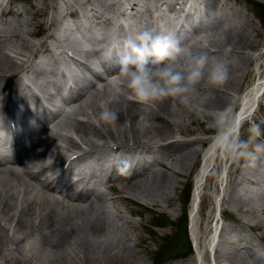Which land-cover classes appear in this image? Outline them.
Here are the masks:
<instances>
[{
  "label": "bare ground",
  "instance_id": "obj_1",
  "mask_svg": "<svg viewBox=\"0 0 264 264\" xmlns=\"http://www.w3.org/2000/svg\"><path fill=\"white\" fill-rule=\"evenodd\" d=\"M182 6L198 22L179 42L190 41L188 48L193 52L224 55L228 79L216 87L202 82L189 106L166 100L146 109L126 98L119 67L105 71L99 52L106 57L117 54L125 37L138 30L165 34L166 26L181 21L176 7L183 10ZM68 14L72 22L64 20ZM37 25L47 32L34 41L30 36L38 35ZM253 31L247 16L221 0H64L51 13L45 3L32 4L23 13L14 0H0V141L11 134L16 151L11 161H0V264H143L139 252L128 243L132 236L127 227L136 230L137 223L115 201H139L140 196L154 204L170 200V175L198 164L199 145L205 139L197 135L188 141L174 133L183 137L189 123L209 121L216 110L234 103L254 60L264 59ZM258 63L259 68L262 63ZM251 94L258 95L250 90L245 97ZM101 102L117 113L115 128L99 119ZM212 140L214 136L209 143ZM215 153L209 154L208 161L214 160L216 169L221 161L219 150ZM168 158L169 163L165 162ZM233 158L226 178L229 187L233 185L223 202L228 200L239 212L241 223L263 221L255 206L245 201L255 188L264 186V153L258 154L254 166L243 159L235 181L234 170L230 171L238 160ZM224 159L228 161L229 156ZM78 161L82 163L76 167ZM154 163H161L163 169L153 168ZM205 163L203 177L207 175ZM53 165H58L55 173L47 174ZM200 184L195 185L193 204ZM115 185L118 194L114 196L111 187ZM107 200L115 211L107 209ZM202 215L199 210V264H207V249L202 250L200 241ZM254 222L248 223L253 229ZM242 240L235 226H222L215 261L264 264L260 248ZM7 246L15 259L5 251ZM193 262L197 261L175 264Z\"/></svg>",
  "mask_w": 264,
  "mask_h": 264
},
{
  "label": "rangeland",
  "instance_id": "obj_2",
  "mask_svg": "<svg viewBox=\"0 0 264 264\" xmlns=\"http://www.w3.org/2000/svg\"><path fill=\"white\" fill-rule=\"evenodd\" d=\"M63 1L64 0H14V3L16 4V7L18 9L22 10L23 13L26 9L30 8L32 6V4L37 3V4L42 5V3H45L47 12L51 13L53 11L54 5H57V4L59 5ZM178 1H181V0H178ZM221 1L226 3L227 7H230L233 10L235 9L237 12L243 14L244 16H247V18L250 19V21L254 27L253 32L255 33L254 34L252 32V36H253L252 38H255L258 41H260V45H259L258 49L264 50V23L261 22L257 18L251 3H249L248 0H221ZM258 1L264 3V0H258ZM65 17H66V19H64V20L68 21L67 15ZM102 27H104L103 29L106 28L105 25ZM34 31L35 32L37 31L38 35L37 36H30V37L32 40L36 41V40H39L40 38H42L46 35L47 29L42 28L39 25H37L34 27ZM189 44H190V41L188 43L187 42L183 43L182 45L188 47ZM256 51L257 50H255L253 52L257 53ZM68 52L71 54V51H68ZM220 55H217L218 57L217 56L216 57L222 58L224 56V55L223 56H220ZM66 58L72 65L71 58L69 56H67ZM258 62L262 63V66L259 68H258V64H259ZM263 64H264V59H262V58H256L254 60V62L252 64L253 70L251 71V74L249 73L248 76L245 77V81L242 83L241 88L236 93V98H235L234 103L229 107L231 109V111L233 112L234 117H235L236 111L243 104V100L245 101L244 103L246 105L248 104L247 102L251 103L252 94L249 96L251 98L245 97V95L247 94L248 91L251 90V87L255 84L257 76L261 77V75L264 74V72H263L264 71V65ZM261 70H263V71H261ZM116 90H117V88H116ZM257 100H258L257 106L255 104H253V106H252L253 111L252 110L251 111H252L253 115L247 114L245 116V119H244L245 121L243 120L242 121L243 123L241 122L239 124L238 131H239L242 139L248 138V136H249L248 129L253 124H260L262 130H264V91L262 93H260V96L258 94ZM31 103H32V101H31ZM33 103H34V101H33ZM34 104H36V103H34ZM248 106L249 105H247L246 107H248ZM253 116H255L256 118L255 117L253 118ZM208 122L209 121L207 120L206 122L205 121L204 122L194 121L191 124L189 123L186 126L185 131H184L185 133H187V135H185L183 137L177 132L174 133L175 135H177V137L186 139L188 141L194 139V137H196L197 135H200L203 139L204 138L205 139H204L203 144L201 146L199 145L201 151H200L198 164H196V166L193 167L191 170H188V169L186 170L185 168H182V169L178 170L177 172H175L174 175H170L172 177L173 184H172V187H170L167 190V193L170 196L169 201H167V200L163 201V200L159 199V201L154 204L150 199L141 198L142 196H140L139 201L126 200V201H124V203H121V204L118 203L117 201H115V206L118 208H121L130 220L137 223L136 230H133V229L127 227L129 230V236L130 237L132 236L131 238H129L128 243L130 244V246L132 248H134L135 250H137L139 252V254L141 255V258L143 259L142 260L143 264H170V263L175 264V263H179V262H187L190 260L191 261L196 260V255H198V254H196V250H197L198 244H199L198 234H197V232L199 230L197 228L199 225V222L197 220V218L199 216V210H201V212L203 213V215H202V222H203L202 223V232L200 233V234H202L201 235L202 237H201L200 241H201L202 248L204 247L202 250L207 249V252H206V254L208 253L206 256L207 257V260H206L207 264H209V263L213 264V260H214L215 264H218V262L215 261V256L217 255L216 247H217V242L219 240V233L221 231L222 226H232V227L235 226L237 231H239V233H241V236L243 238L242 243L245 244V242H246V244L248 243L249 245L253 246V248L254 247H256L257 249L260 248V251H264V220L259 221V222L258 221L254 222L253 219L251 221L250 220L246 221L243 219V221H246V222L241 223L240 218H239V212L235 211L232 208V206L227 203L228 200L226 202H223V199H222L223 195H225V197H226V194L228 195L229 191L231 192V189H232L233 184L229 187V184L227 183L226 178H229V173H228L229 162L234 156H232L229 153L223 152L222 150H219V162L220 161L221 162L220 163L218 162L219 163L218 167L216 169L213 168V166H214V162H213L210 169L207 171V175H205L203 177V174L201 173V168L204 165V162H207L209 159L208 158L209 154H210L209 149H210V145H211V142L209 143V141L214 136L213 130L211 129L210 124ZM261 139L264 140V137H261ZM216 151L217 150L212 151V152H214V155H216V153H215ZM202 154H203V156H202ZM226 156H229L228 161H225V159H224V158H226ZM234 158L236 160H238V162L236 163L237 165H234L230 171V172H232L234 170L232 173L233 181H235V179L236 180L239 179L240 174L242 172L241 164L243 161V159H238L236 157H234ZM168 160L170 161L169 158L165 159V162L169 163ZM80 163H82V161L76 162L75 166L77 167ZM17 166H20V165L17 164L16 167ZM57 166L58 165H53L50 169L46 170V173L47 174L55 173V171H53V170L57 169ZM153 168L158 169V170L163 169L161 163H154ZM66 177H68L70 179L71 174H66ZM198 179H199V181H201L200 182L201 186L198 188L199 195L196 198V200L198 198L199 199L197 201L195 210L193 211V213H191L192 212V205H193V203L191 205V202H193V199H195L194 188H195V185H197V183H198L197 182ZM95 186H96V188L100 189V187H99L100 184H97ZM187 186H190V199L186 205L184 190ZM203 186H205V189L202 188ZM111 188H112L111 190L114 192L113 193L114 196L117 195L118 194L116 192L118 190L117 186L115 185L114 187H111ZM228 188H229V190H228ZM113 189H115V190H113ZM172 189H174V190H172ZM258 192H259V194H258ZM263 193H264V186L257 187L254 189V193L251 195V197L249 196L245 201L249 205L253 204V206H255V209H256L255 213L260 215L262 218H264V194ZM261 194H263V195H261ZM258 195H260V196H258ZM219 199H220V201H219L220 206L219 207H220L221 214H223V216H221L222 220L219 221L221 227H220L219 233L217 235V239H216L215 243L212 244L211 243V240H212L211 233H212V229H213L214 225L216 224V221L218 220V219H216L215 223H214V221L211 220V217H213V215H214L213 210H212V206H213V203L214 202L216 203ZM106 204L108 206L107 207L108 210H110V211L114 210L115 211V208L110 201L107 200ZM256 205H257V207L259 206V208H257ZM183 213H186V217H187V235H188V238L190 241L191 251L189 252V254H187L185 256H182L179 254L184 249V241L182 238L178 237L174 240V244L172 245L173 249L168 253V254H172V255L175 254L177 256L170 258L166 261L160 262V263H155L154 259H155L156 253L158 251V248L163 246V244H165L167 240L171 239L175 233V228L173 225H157L155 223V217L158 215H164L169 219V221L176 222L177 219L179 217H181ZM193 217H195V218H193ZM192 218H193V220H192ZM231 219L236 220V222H232ZM249 222L257 223L258 227L256 226L253 229L248 224ZM204 227H205V229H204ZM135 233H136V236H135ZM137 234H139L140 238H138ZM202 241H203V243H202ZM203 244H204V246H203ZM5 248L4 249L7 252V254L9 255V257L10 258L13 257L15 259L16 254L13 252L11 247L7 246ZM212 249H214V253H213ZM200 251L201 250H199V252ZM199 254L202 258V251ZM193 264H197V262H193Z\"/></svg>",
  "mask_w": 264,
  "mask_h": 264
},
{
  "label": "clouds",
  "instance_id": "obj_3",
  "mask_svg": "<svg viewBox=\"0 0 264 264\" xmlns=\"http://www.w3.org/2000/svg\"><path fill=\"white\" fill-rule=\"evenodd\" d=\"M222 39V37H218ZM231 48L225 49V55ZM119 77L126 89V98L146 109L172 100L173 104L189 106L198 95V86L205 82L216 87L226 82L229 67L222 58L207 52H193L182 45L173 34H153L149 30L129 33L117 52ZM99 119L116 127L117 113L107 102H101ZM214 133V147L254 166L258 154L264 153V130L260 124L248 129L242 139L235 126V117L229 107L211 114L208 122ZM130 167L129 162H124Z\"/></svg>",
  "mask_w": 264,
  "mask_h": 264
},
{
  "label": "trees",
  "instance_id": "obj_4",
  "mask_svg": "<svg viewBox=\"0 0 264 264\" xmlns=\"http://www.w3.org/2000/svg\"><path fill=\"white\" fill-rule=\"evenodd\" d=\"M251 5L254 9L257 18L264 23V3L252 0ZM189 191H190V186H187L184 190V195L186 199L185 203L188 200ZM155 223L157 225H173L175 228V233L173 237L167 240L166 243L163 244V246L158 248V251L154 259L155 263H160L177 256L175 254L172 255L168 253L173 249L172 245L174 244V240L178 237L182 238L184 241V249L179 254L182 256L189 254V252L191 251V245L187 235V218L185 213H183L182 216L179 217L176 222L169 221V219L164 215H158L155 217Z\"/></svg>",
  "mask_w": 264,
  "mask_h": 264
}]
</instances>
